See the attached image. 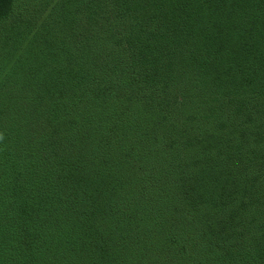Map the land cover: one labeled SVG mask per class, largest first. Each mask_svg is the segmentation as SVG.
Returning a JSON list of instances; mask_svg holds the SVG:
<instances>
[{
  "label": "trees",
  "instance_id": "obj_1",
  "mask_svg": "<svg viewBox=\"0 0 264 264\" xmlns=\"http://www.w3.org/2000/svg\"><path fill=\"white\" fill-rule=\"evenodd\" d=\"M0 264H264V0H0Z\"/></svg>",
  "mask_w": 264,
  "mask_h": 264
}]
</instances>
